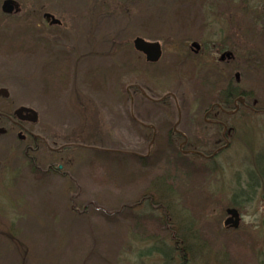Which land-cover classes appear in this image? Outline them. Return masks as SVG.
<instances>
[{
  "label": "rangeland",
  "instance_id": "rangeland-1",
  "mask_svg": "<svg viewBox=\"0 0 264 264\" xmlns=\"http://www.w3.org/2000/svg\"><path fill=\"white\" fill-rule=\"evenodd\" d=\"M4 1L0 84L12 96L0 107L37 106V135L50 146L72 130L90 142L69 153L62 177L45 173L49 149L32 171L15 139L0 138V264H264V29L252 19L264 0H13L11 15ZM136 38L161 44L158 63L136 51ZM224 51L235 59L220 62ZM237 72L250 109L230 118L221 152L196 148L213 159L150 146L145 127L176 117L139 93L142 124L131 119L135 81L194 107ZM231 208L238 229L224 225Z\"/></svg>",
  "mask_w": 264,
  "mask_h": 264
},
{
  "label": "flooded vegetation",
  "instance_id": "flooded-vegetation-1",
  "mask_svg": "<svg viewBox=\"0 0 264 264\" xmlns=\"http://www.w3.org/2000/svg\"><path fill=\"white\" fill-rule=\"evenodd\" d=\"M17 7L19 8V6L15 5V9H17ZM46 14H44V20L50 25L45 18ZM248 14H250V12H248ZM252 19H255V26L262 25V29H264V11H262L261 15ZM57 26H62V22ZM200 50L201 46L199 51ZM220 54V62L230 63L235 59L233 52L224 51L220 52ZM69 82L73 83V80H67V83ZM136 82L140 81H135L127 89V94L131 102V119L136 123L142 124V121L140 122L135 116L136 93L141 94L142 98H145L151 105H163L165 108H158L160 110L155 111H161L162 116L171 115L176 117V119H174L173 125L170 124L169 119H163L157 124L150 123L145 127L147 131L152 132L150 146L160 143L161 145L165 144L170 147H178L182 149L184 157L196 156L206 160L216 157L217 152L219 153L224 147L229 146V140L225 138L226 135L222 134V132L226 130L228 135L233 132V128L230 126V118L232 119L233 115L241 112L242 109H250L248 100L249 89L247 85L243 84L241 75L238 72L234 77L231 75L227 76L225 85L220 91L217 92V86L211 85V91L199 94L195 100L196 104L194 107H182L183 104L181 100L172 93H167L162 98L157 99L153 94H157L154 89L153 91L147 92ZM11 96L12 93H10L6 86L0 84V100L8 102ZM169 99H173L176 105L175 108H170V106L166 107ZM172 112L174 113L172 114ZM39 119L37 106L12 102L7 108L0 107V129L6 132L4 135H1L0 138L10 136L15 139L16 145L23 149L26 167L32 171H42L41 168H39L37 154L49 149L50 153L55 156V160L47 165L45 173H53L62 177H68L70 173L68 174L66 171L69 166L68 164L72 161L68 155L70 152L74 153V148L78 149L88 145L90 142L88 136L89 132L82 129V132L75 134L72 130L71 133L67 135L66 139L56 136L55 138L57 140L50 146L46 139L37 135V124L39 123ZM191 125L193 126L192 131H190V128H187ZM168 126H170V128L167 129ZM180 127L181 129H179ZM190 133L192 134L190 135ZM205 146L219 149L213 155L197 150L198 147ZM70 179L73 180V177L70 176Z\"/></svg>",
  "mask_w": 264,
  "mask_h": 264
},
{
  "label": "water",
  "instance_id": "water-1",
  "mask_svg": "<svg viewBox=\"0 0 264 264\" xmlns=\"http://www.w3.org/2000/svg\"><path fill=\"white\" fill-rule=\"evenodd\" d=\"M15 5V1L6 0L3 3L2 11L5 14L11 15L15 11ZM45 18L52 26L61 24V22L51 14H46ZM134 47L138 52H141L146 56L148 62L157 63L162 57V47L158 42H148L142 38H136L134 41ZM193 47L196 48L197 52L200 49V46L197 43H194ZM5 133L6 132L3 129H0V137ZM227 214L228 218L224 223L225 227L228 229H238L241 222L239 211L235 208H231L227 210Z\"/></svg>",
  "mask_w": 264,
  "mask_h": 264
},
{
  "label": "trees",
  "instance_id": "trees-1",
  "mask_svg": "<svg viewBox=\"0 0 264 264\" xmlns=\"http://www.w3.org/2000/svg\"><path fill=\"white\" fill-rule=\"evenodd\" d=\"M67 83V82H66ZM174 238H176L177 239V243H181L182 241L180 240V237H176V236H174Z\"/></svg>",
  "mask_w": 264,
  "mask_h": 264
}]
</instances>
